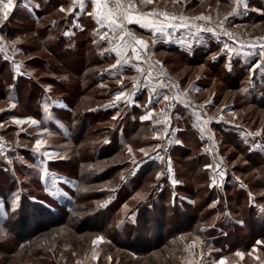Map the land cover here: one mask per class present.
I'll list each match as a JSON object with an SVG mask.
<instances>
[{
  "label": "rangeland",
  "instance_id": "obj_1",
  "mask_svg": "<svg viewBox=\"0 0 264 264\" xmlns=\"http://www.w3.org/2000/svg\"><path fill=\"white\" fill-rule=\"evenodd\" d=\"M60 8L43 4L36 20L12 10L0 33V264H264V75L251 78L253 63L225 54V44L260 53L264 0L141 6L211 17L248 38L213 34L193 54L129 24L207 115L163 113L148 86L132 87L136 70L110 69L88 17L82 35L61 36ZM122 90L128 103L114 100ZM29 118L38 123H15ZM69 207L78 219L49 225Z\"/></svg>",
  "mask_w": 264,
  "mask_h": 264
},
{
  "label": "snow or ice",
  "instance_id": "obj_2",
  "mask_svg": "<svg viewBox=\"0 0 264 264\" xmlns=\"http://www.w3.org/2000/svg\"><path fill=\"white\" fill-rule=\"evenodd\" d=\"M178 2V0H175ZM234 4L238 7L242 0H233ZM154 0H91V4L93 7V11L88 13V15L92 16L99 27L96 30V34L100 37L101 40H107L112 47L106 49V51L114 52L117 59L116 63L110 66L111 70H115L118 67H124L128 65L129 61L131 60L135 66L136 71L139 72L143 78V83L145 86L152 85L151 91L154 93L156 91V86L163 88L165 87V83L163 80V70L162 65L160 62L150 63L148 50H149V42L145 41L142 37H136L130 30L127 29V25L129 24H137L141 28L149 30L153 35L160 34L163 36L170 35L171 29L177 28H186V27H194L197 31H214V29L208 27L207 25L211 23V17H206L204 15H200L198 17H184V16H177L175 14H170L168 12H157L155 10L151 12H143L141 11V6H148L152 5ZM14 4V0H0V18L7 19L9 12L12 10ZM79 7L83 9L85 7V0H73L72 7L65 9L61 6L60 11L66 12L68 15H71L76 8ZM235 11V8L233 9ZM190 21H205V26L201 27L199 24H190ZM69 33H65L68 35ZM230 37L232 33H227ZM260 40H264V37L258 38ZM2 40V38H0ZM155 41L153 40V43ZM255 47V45H253ZM260 53L259 55L264 61V44L260 45ZM4 48L0 46V52H3ZM7 58V57H6ZM142 64H147V70L141 67ZM156 67H160V75L153 76V70ZM264 67V62L261 64L256 65V68ZM20 65H16L17 71L19 70ZM156 82L153 84V82ZM122 89H123V77L117 81ZM140 81L136 78H133L132 87L135 89L139 86ZM175 87V85H173ZM131 93H127L125 90H122L116 94L114 100L120 102L123 100L124 103H128V99L126 96H130ZM171 100H175V97H169L168 95H164L162 97L163 102H169ZM157 102H161L158 100ZM152 104L151 98H149V105ZM15 106V105H13ZM154 109L149 107L148 111L141 117L142 121H147L153 118ZM117 117H113L116 119ZM15 123L17 125L23 123H29L30 125H36L38 122L33 119L29 118L27 121L16 120ZM205 124L207 121L204 122ZM253 135V134H249ZM255 136H259L260 132L254 134ZM158 138V137H157ZM43 141L37 139L35 142V150L39 151L43 145ZM159 145L156 146L158 148ZM155 150V148L153 149ZM129 153L132 152L131 147L128 148ZM139 151L143 152L144 155L147 157L149 156V152L145 149H139ZM45 156L48 153H44ZM163 160L162 157H160ZM133 163L135 160L133 159ZM213 165H206V168H211ZM171 172V168L168 169ZM44 175L46 176L47 173L45 172ZM161 174H158L157 179L160 178ZM220 177L224 176L223 172L219 173ZM173 183H176L173 180ZM216 180L213 178V184L210 186H215ZM53 195H57V193H52ZM251 193L249 196L251 198ZM125 207H127L125 205ZM13 211H15V205L13 206ZM103 237H97L93 243H97L102 241ZM262 243V242H258ZM237 256H243L244 253L237 252ZM219 264H224V261L221 260Z\"/></svg>",
  "mask_w": 264,
  "mask_h": 264
},
{
  "label": "crops",
  "instance_id": "obj_3",
  "mask_svg": "<svg viewBox=\"0 0 264 264\" xmlns=\"http://www.w3.org/2000/svg\"><path fill=\"white\" fill-rule=\"evenodd\" d=\"M43 4H48L51 7L63 6V7H65V9H68V8L72 7L73 0H20L19 3L16 4V6H17L18 10L21 9V11H22V13H20V11H18V14L33 16V15H39V10ZM92 11H93V7L91 4V0H85V7L83 9H80L79 7H77L76 10L71 15H68L66 13V16H67V19L69 20V22H67L66 23L67 25L65 26V28L62 29L61 36L69 37V38L73 39V37L77 34L82 35L88 29V26L85 23V19H86V17H88L90 19L91 25L93 27L92 32H94L95 33L94 35H96V37L99 38V36L96 34V30L99 27V25L96 23V20L92 16L88 15V13H90ZM131 25L133 27H135L136 29H138L139 31H142L145 35H149L152 40H154L155 42H158L160 45L164 44L168 48H170V45H168V43H167V42H170V44H174L173 45L174 48H176V49L179 48L180 50L188 52L189 54H193L197 49H198L197 52H199L201 50L200 47H205V48L209 49L210 47L208 45L207 46H204V45L207 43L208 40H210V35H213V34H208V36L206 38H202L203 35H207V34H201L198 31L197 32L194 31V29H185L184 30L182 28H177V29L169 30L171 33L170 35L163 36L160 34H155V36H154L153 33H151L149 30L141 28L137 24L133 23ZM66 32L69 34L65 35ZM111 47H112V45L107 40H101L100 39V41H99V52H101L103 54H108L109 56H111L113 58V62L116 63L117 57H116L115 53L111 52V51H106V49H109ZM225 47H226L225 54L228 56V60L230 62H232L231 65H233V61L235 59L246 62V64L253 63L254 66H253V68H251L252 70L250 72L251 78L256 80L259 73H262L264 75V67L256 68V65L264 62L261 60L262 58L257 51H254V53L253 52L250 53L249 51L244 53L239 49L237 50L235 46H230V45L225 44ZM149 50H150V47H149ZM252 53H253V55H252ZM21 62L24 65L26 63L25 61H21ZM122 68H124V69L130 68L131 69L130 73L132 75L136 70V66L131 60L129 61L128 65H126ZM259 77L262 78L261 75ZM262 79H264V77ZM147 89L150 92H152L151 88L148 87ZM160 93H161L160 88L157 85L156 91L154 93L152 92V95H154V94L156 95V94H160ZM154 97H156L157 101L158 100L161 101L163 96H161V94H160L159 96H154Z\"/></svg>",
  "mask_w": 264,
  "mask_h": 264
},
{
  "label": "built area",
  "instance_id": "obj_4",
  "mask_svg": "<svg viewBox=\"0 0 264 264\" xmlns=\"http://www.w3.org/2000/svg\"><path fill=\"white\" fill-rule=\"evenodd\" d=\"M16 6V0H14V4H13V8L12 10L15 8ZM12 10L9 12L11 13ZM157 12H168L170 14H175L177 16H184V17H198L200 15H193V16H187L184 13H180V12H176L174 13L172 10L170 9H153ZM152 10V11H153ZM232 16V13L229 15V17ZM5 19L0 18V26L2 24V22ZM190 24H199L201 27L205 26L206 22L205 21H190ZM208 27L214 29V31H200L204 34H215L218 37H223L226 38L228 40H232V41H240V42H246L248 41L247 36L240 34L239 32H237L236 30H233L232 28H228L226 25H215L213 23H210L207 25ZM226 26V27H225ZM129 27V28H128ZM127 29L130 30L136 37H140L138 35V33L136 31H134L133 29H131V27L129 25H127ZM227 33H232V36L230 37L229 35H227ZM0 43H3V41H0ZM148 56H149V62L150 63H155L157 62L154 57H152L150 55V53L148 52ZM160 65H162L160 63ZM142 68H144L145 70H147L148 65L147 64H142L141 65ZM162 70H163V80L165 83V87L160 88L161 94L162 96L164 95H168L169 97H175V100H171L169 102H165V106L167 108V112H169V114H172L174 112V108L176 105V102L181 101L183 104H185L187 107H189L190 109L194 110V111H198L201 112L204 115H207V109L206 107L199 102L198 100L194 99L193 97L189 96L186 94L185 90L183 89V87L181 86V84L179 83V81L174 78L170 72H168V70L162 65ZM160 67H156L153 70V76H159L160 75ZM134 78H136L138 81H140L139 86L144 87L145 84L143 83V78L141 76V74L139 72H135ZM156 82L154 81L153 84H155ZM173 85H175V87H173ZM148 87H152V85H149ZM155 96V94L153 95Z\"/></svg>",
  "mask_w": 264,
  "mask_h": 264
},
{
  "label": "trees",
  "instance_id": "obj_5",
  "mask_svg": "<svg viewBox=\"0 0 264 264\" xmlns=\"http://www.w3.org/2000/svg\"><path fill=\"white\" fill-rule=\"evenodd\" d=\"M19 1L20 0H17L16 1V4H18L19 3ZM13 10H15L14 11V15H15V13H18V9H17V6L13 9ZM19 15V14H18ZM30 18H32V20H36V19H39V16L38 15H33V16H30ZM3 29H5V31H6V23H5V21H3L2 22V24H1V26H0V33H1V31L3 30ZM136 29V28H135ZM138 30V29H137ZM86 32V31H85ZM61 39H62V37H61ZM103 59H105V58H103ZM160 61V60H159ZM23 64V63H22ZM148 88V87H147ZM150 88V87H149ZM144 90H146V89H142L141 91L142 92H144ZM135 94H137V92H134ZM262 103V102H261ZM162 105H163V109H162V111H163V113H164V111H167V108H166V106H165V102H162ZM187 109V110H189V111H191L190 110V108L189 107H187L185 104H183L181 101H178V102H176V105H175V108H174V111L176 110V109ZM191 112H196V111H191ZM174 113V112H173ZM6 208L8 209L9 208V205L7 204L6 205ZM50 210V209H49ZM76 212H75V209L73 208H71V207H69V208H63L62 210H60L59 212H58V216H56L55 218H54V222L55 223H52V224H49V225H58V224H63V223H72L71 221L72 220H76V219H78V216L75 214ZM185 213V212H184ZM54 214H56V211H54ZM147 214V213H146ZM99 215H101L100 213H98V214H96L95 216H96V218H99L100 216ZM103 217H101L102 219H105L104 218V215H102ZM145 216L146 215H144L141 219H144L145 218ZM51 217V216H50ZM139 219H140V217H139ZM50 220V219H49ZM177 224H179V226H184L183 225V222L182 221H178L177 222ZM27 226H29V225H27ZM43 229H46V228H39L37 231H35V232H33V233H31V236L32 235H35V234H37V233H39L41 230H43ZM137 230V226H135V228L134 229H132V231H134V230ZM156 236H158V237H162V235H160L159 233L156 235ZM139 237V235H136V237H135V239H137ZM154 247V246H153ZM152 249H154V248H151V249H149V250H147V251H145L147 254H148V251H150V250H152ZM146 253H144V254H146ZM143 254V255H144Z\"/></svg>",
  "mask_w": 264,
  "mask_h": 264
}]
</instances>
